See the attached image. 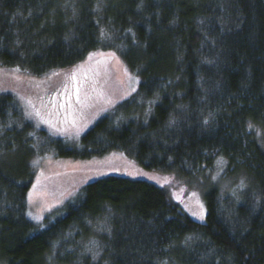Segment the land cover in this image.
I'll return each mask as SVG.
<instances>
[{
    "label": "trees",
    "instance_id": "obj_1",
    "mask_svg": "<svg viewBox=\"0 0 264 264\" xmlns=\"http://www.w3.org/2000/svg\"><path fill=\"white\" fill-rule=\"evenodd\" d=\"M97 51L117 54L139 86L78 149L0 96V260L264 264V0H0L1 67L40 77ZM51 151L121 153L199 190L207 214L196 220L168 188L115 172L34 221V160ZM238 178L243 189L223 194Z\"/></svg>",
    "mask_w": 264,
    "mask_h": 264
},
{
    "label": "rangeland",
    "instance_id": "obj_2",
    "mask_svg": "<svg viewBox=\"0 0 264 264\" xmlns=\"http://www.w3.org/2000/svg\"><path fill=\"white\" fill-rule=\"evenodd\" d=\"M92 81L96 84L93 85L95 92L90 104L80 110L70 107L65 92L71 88L80 92L82 83L89 86ZM138 86L137 75L128 72L121 58L112 51L94 52L72 68L53 70L40 77L0 66V96H13L27 121L47 132L52 139H62L71 149H78L81 136L107 112L134 94ZM224 164H217V179L224 173ZM34 165L37 176L27 201L29 217L37 222L51 210L71 202L89 182L104 173L115 172H125L168 188L176 202L196 220L203 221L207 214L199 190L180 184L167 174L146 172L136 161L121 153L92 160H75L59 157L56 151H51L37 157ZM235 182L237 184L232 189L224 187L222 193L238 194L245 183L239 178ZM0 264L4 263L0 260Z\"/></svg>",
    "mask_w": 264,
    "mask_h": 264
},
{
    "label": "flooded vegetation",
    "instance_id": "obj_3",
    "mask_svg": "<svg viewBox=\"0 0 264 264\" xmlns=\"http://www.w3.org/2000/svg\"><path fill=\"white\" fill-rule=\"evenodd\" d=\"M96 84L95 82L92 81L91 85L87 86L85 84L83 86V83L81 84L82 90L79 92L77 89L76 91H73L71 88L68 91L65 92V95L67 94V102L70 107H74L76 110L84 109L85 106L87 107L88 104H90L89 100L91 96L93 95L94 87L93 85ZM78 88V87H76ZM79 97V101H78ZM92 102V101H91Z\"/></svg>",
    "mask_w": 264,
    "mask_h": 264
},
{
    "label": "snow or ice",
    "instance_id": "obj_4",
    "mask_svg": "<svg viewBox=\"0 0 264 264\" xmlns=\"http://www.w3.org/2000/svg\"><path fill=\"white\" fill-rule=\"evenodd\" d=\"M91 58V57H90ZM78 101H79V97H78Z\"/></svg>",
    "mask_w": 264,
    "mask_h": 264
}]
</instances>
